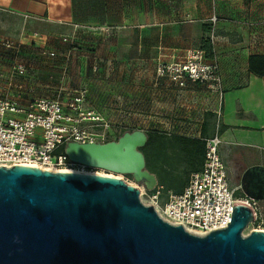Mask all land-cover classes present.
Returning a JSON list of instances; mask_svg holds the SVG:
<instances>
[{
  "label": "crops",
  "instance_id": "crops-1",
  "mask_svg": "<svg viewBox=\"0 0 264 264\" xmlns=\"http://www.w3.org/2000/svg\"><path fill=\"white\" fill-rule=\"evenodd\" d=\"M212 16L218 19L213 26ZM0 29L1 38L23 44L19 58L31 70L27 86L37 96H50L67 67L68 87L87 91L86 108L123 132L147 133L156 121L166 135L183 107L200 101L213 122L203 139L221 136L222 159L230 142L262 154L250 166L264 164V77L247 65L250 56H264V0H0ZM39 41L45 43L36 48ZM49 49L70 59L41 55ZM192 52L217 65V83L179 88L156 75L159 63L180 62ZM11 61L0 57V76L10 72ZM203 123L196 135L178 136L201 137ZM169 168L159 163L152 172L158 186L165 178L178 180ZM179 184L165 182L170 188L163 193H177Z\"/></svg>",
  "mask_w": 264,
  "mask_h": 264
},
{
  "label": "water",
  "instance_id": "water-1",
  "mask_svg": "<svg viewBox=\"0 0 264 264\" xmlns=\"http://www.w3.org/2000/svg\"><path fill=\"white\" fill-rule=\"evenodd\" d=\"M142 131L107 143H68L72 163L122 176L150 191L157 180L139 151ZM264 201V165L247 167L237 188ZM230 224L205 236L164 222L121 180L75 171L0 167V264H264V231L235 205Z\"/></svg>",
  "mask_w": 264,
  "mask_h": 264
},
{
  "label": "built area",
  "instance_id": "built-area-1",
  "mask_svg": "<svg viewBox=\"0 0 264 264\" xmlns=\"http://www.w3.org/2000/svg\"><path fill=\"white\" fill-rule=\"evenodd\" d=\"M217 20L212 16L209 23L213 26ZM33 36L39 39L37 35ZM62 41L72 44L69 38ZM44 43L37 42L36 48ZM1 46L12 61L10 72L0 76L3 79L0 86V167L82 172L72 169L81 165L70 162L66 155H56V150L71 142L107 143L112 141L116 130L122 128L113 126L101 113L85 107L87 91L68 87L67 67L62 70L60 81L50 96H37L34 89L27 86L31 70L19 58L23 44L8 39L2 41ZM41 55L49 59L61 57L66 63L71 56L52 49ZM217 73V65L205 62L201 52L188 53L180 62L159 63L156 69L158 77H166L179 88L186 87L187 82L197 85L217 83ZM203 140L206 147L202 168L190 174L182 192L163 193V188L158 185L150 191L136 188L140 202L151 206L164 222L180 226L187 233L199 234L197 236L225 229L232 222L233 208L240 200L235 198L238 190L231 188L226 164L219 153L221 136ZM244 200L245 206L255 215L257 202Z\"/></svg>",
  "mask_w": 264,
  "mask_h": 264
},
{
  "label": "rangeland",
  "instance_id": "rangeland-1",
  "mask_svg": "<svg viewBox=\"0 0 264 264\" xmlns=\"http://www.w3.org/2000/svg\"><path fill=\"white\" fill-rule=\"evenodd\" d=\"M4 21V20H3ZM2 21V22H3ZM0 31H4V29H0ZM0 37V57L6 58V59H12L11 56L3 49V47L1 46V42L8 40V39H4ZM10 40V39H9ZM162 64V63H160ZM11 65V62H10ZM204 100V99H203ZM205 105L204 103H201L199 101V103L192 108H188V107H183V116L182 119L176 123L175 127L171 128V133H168L170 135L173 134H181V135H196V133L199 132L200 126L201 124L206 121L207 125L209 126V131L208 133H211V129H213L211 127V125H213V122L211 120V118L206 119L205 117ZM188 112H192L191 115L189 114H185ZM139 126H141L140 123H138ZM123 125V124H122ZM125 125V126H124ZM123 126L127 129V125L124 124ZM131 126H129L130 128ZM134 127V126H133ZM150 131L154 130V131H161V125H159L156 121H152L150 123ZM133 129V128H132ZM128 130V131H132ZM125 132V131H124ZM123 129L121 130H116V134L112 137V141L117 140L123 133ZM214 132V131H213ZM147 134V133H145ZM222 151V156L225 162H227V168H228V174H229V181H230V185L231 187H235L238 188L239 184H240V177L244 171V169L248 166H250V164L256 160L258 161L259 158L262 156V154H260L259 152L254 151L253 154H249L245 151V149L241 146H239L236 143H228L225 142L223 144V147L221 149ZM253 155H255V157L253 158ZM165 164V163H164ZM169 164V165H168ZM168 164H165L166 166L170 167L168 169V172L170 174H173L175 178L177 179H182V165L179 163H176L174 161H168ZM73 170H79L82 171L81 173H89V174H93V175H102V176H108V177H113L116 179H119L121 181H123L124 183H126L127 185L133 186L135 188H142L141 186H138L134 183L133 180L130 179H126L124 176L119 175V174H114L111 172H107L101 169H92V168H87V167H82V166H75L72 167ZM144 200V198H143ZM245 200L244 198H240V200H238L237 205H245ZM257 208H258V212L254 215V221L259 220V225L258 226H253L252 223L248 224L244 230L242 231V236L246 237L248 236L252 231L254 230H259V231H264V201L261 202H257ZM253 221V222H254Z\"/></svg>",
  "mask_w": 264,
  "mask_h": 264
},
{
  "label": "trees",
  "instance_id": "trees-1",
  "mask_svg": "<svg viewBox=\"0 0 264 264\" xmlns=\"http://www.w3.org/2000/svg\"><path fill=\"white\" fill-rule=\"evenodd\" d=\"M203 44L208 45V42L205 41ZM247 65L248 71L251 74L257 77H264V56H250ZM206 125L207 123L204 122L202 125L201 137L199 138L166 135L165 133L154 130L147 132V142L144 147L139 149L144 156L146 169L152 174L155 168H157V164H168V161L179 163L183 168L181 173L182 179L165 178L164 181L160 180L163 190H168L170 188V186L165 185V182H180V190L177 191V193H180L183 187H185L189 176H191L190 174L201 170L206 147L203 140ZM64 148V145L59 147L55 154L64 156ZM167 151H171V154H167ZM124 177L133 180L130 175H125ZM235 198H243L239 190L235 192ZM259 223V220L252 222L253 226H258Z\"/></svg>",
  "mask_w": 264,
  "mask_h": 264
},
{
  "label": "bare ground",
  "instance_id": "bare-ground-1",
  "mask_svg": "<svg viewBox=\"0 0 264 264\" xmlns=\"http://www.w3.org/2000/svg\"><path fill=\"white\" fill-rule=\"evenodd\" d=\"M99 176H102V175H99ZM106 177H108V176L106 175ZM111 178H113V177H111ZM115 179H116V178H115ZM118 180H119V179H118ZM193 235H199V234H195V233H194Z\"/></svg>",
  "mask_w": 264,
  "mask_h": 264
}]
</instances>
